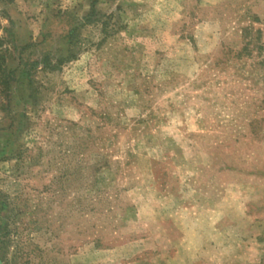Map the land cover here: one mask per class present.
Wrapping results in <instances>:
<instances>
[{"label":"rangeland","instance_id":"obj_1","mask_svg":"<svg viewBox=\"0 0 264 264\" xmlns=\"http://www.w3.org/2000/svg\"><path fill=\"white\" fill-rule=\"evenodd\" d=\"M0 264H264V0H0Z\"/></svg>","mask_w":264,"mask_h":264},{"label":"trees","instance_id":"obj_2","mask_svg":"<svg viewBox=\"0 0 264 264\" xmlns=\"http://www.w3.org/2000/svg\"><path fill=\"white\" fill-rule=\"evenodd\" d=\"M72 41V40H71ZM73 45V43L71 42V46Z\"/></svg>","mask_w":264,"mask_h":264}]
</instances>
